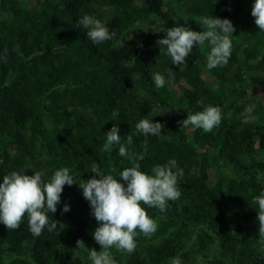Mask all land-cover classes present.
I'll list each match as a JSON object with an SVG mask.
<instances>
[{"label": "trees", "instance_id": "16d2710c", "mask_svg": "<svg viewBox=\"0 0 264 264\" xmlns=\"http://www.w3.org/2000/svg\"><path fill=\"white\" fill-rule=\"evenodd\" d=\"M28 1L0 0V176L43 170L49 179L68 167L80 183L95 175L93 163L116 175L131 164L116 149L102 151L115 123L130 153L144 151L147 141L141 170L173 158L183 169L180 198L164 211L141 205L157 229L135 237L130 254L111 249L116 264L176 257L182 264H264L252 203L264 189V32L251 15L253 0ZM85 14L115 36L94 45L76 24ZM211 15L234 25L228 63L209 71L207 46L194 45L186 65H172L157 39L178 24L201 31L200 18ZM156 72L165 75L164 87L154 86ZM229 94V120L211 132L181 127L203 105H226ZM248 111L252 121L243 126ZM140 119L160 122L170 139L137 133ZM64 203L70 211L61 212ZM49 219L56 230L38 237L26 216L15 230L0 225V264H91L76 242L100 251L91 236L98 222L78 184L64 186Z\"/></svg>", "mask_w": 264, "mask_h": 264}, {"label": "clouds", "instance_id": "9594fccd", "mask_svg": "<svg viewBox=\"0 0 264 264\" xmlns=\"http://www.w3.org/2000/svg\"><path fill=\"white\" fill-rule=\"evenodd\" d=\"M251 15L254 23L264 32V0H253ZM201 31L178 24L167 29L163 38L157 39L160 50L171 58L172 65H186V58L193 51L194 45H206L205 67L210 71L225 66L232 54L231 35L234 25L228 18L202 16L199 21ZM76 24L86 30L85 35L95 45L111 40L115 33L98 18L85 14L78 18ZM3 57L0 56V59ZM172 73H168L170 78ZM156 88L164 87L166 77L160 72L152 75ZM203 104V102H201ZM224 113L219 105H203L202 110L189 113L180 121L183 128L202 129L211 132L218 127ZM136 131L143 136H156L161 140L170 137L163 135V125L152 119H140L135 125ZM119 127L113 124L104 133L106 140L102 151L110 153L114 149L120 157H127L131 166L119 170L116 175L106 173L98 164L93 163L89 170L95 175L77 183L76 177L68 167L55 169L49 179L44 178L43 170L32 171L31 175L24 169L13 170L0 176V225L8 230L20 227L25 216L29 231L33 236L42 232H52L57 228V221L49 219L57 211L61 203V193L65 185L74 183L82 190L88 201L91 214L98 222L92 233L93 239L100 245V251L88 249L82 240H77V247L88 253L91 264H116L111 249L124 253H132L136 248L139 234L150 236L157 229L156 222L146 214L144 207H156L164 211L169 201L180 198L181 191L178 180L183 177V169L173 158L165 164H156L151 173L141 170L142 161L147 153V141L144 151L130 153L121 143ZM127 143H133V135H127ZM115 171V170H114ZM98 177V178H97ZM119 177V180L116 179ZM252 203L257 205L256 220L260 231L264 233V189L253 195ZM70 211V205L64 203L61 212ZM171 264H182L179 257L173 258Z\"/></svg>", "mask_w": 264, "mask_h": 264}, {"label": "rangeland", "instance_id": "374dc122", "mask_svg": "<svg viewBox=\"0 0 264 264\" xmlns=\"http://www.w3.org/2000/svg\"><path fill=\"white\" fill-rule=\"evenodd\" d=\"M29 2V4H33L34 3V0H29L28 1ZM147 28H150L148 25L146 26ZM151 29H152V27H151ZM207 75L206 74H202V78L203 79H207V77H206ZM234 99H235V95H233V94H229L228 95V102H224V104H226V105H219L220 107H221V109H222V111H223V113H224V116H223V118L222 119H224V120H226V119H228L229 120V117H230V113H229V108H232V105H234ZM220 100H222V99H220ZM210 104V103H209ZM232 104V105H231ZM216 105V104H215ZM246 119L248 120V121H246L245 123H244V125L243 126H247V124L249 123V122H251L252 121V115L250 114V112L248 111L247 113H246ZM10 152H12L11 151V149H10ZM204 152H206L205 150H204ZM210 179L211 180H215V176L214 175H212L211 177H210ZM93 233V232H92ZM92 233H91V236H92Z\"/></svg>", "mask_w": 264, "mask_h": 264}]
</instances>
